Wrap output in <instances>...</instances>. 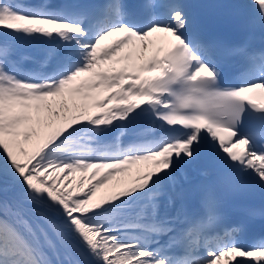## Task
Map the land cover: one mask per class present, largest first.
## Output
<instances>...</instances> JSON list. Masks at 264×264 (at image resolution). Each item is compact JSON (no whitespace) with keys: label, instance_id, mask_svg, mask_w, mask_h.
I'll return each mask as SVG.
<instances>
[{"label":"snow or ice","instance_id":"6c2138e0","mask_svg":"<svg viewBox=\"0 0 264 264\" xmlns=\"http://www.w3.org/2000/svg\"><path fill=\"white\" fill-rule=\"evenodd\" d=\"M207 7L248 38L185 0H0V264H264V0Z\"/></svg>","mask_w":264,"mask_h":264},{"label":"bare ground","instance_id":"6f19581e","mask_svg":"<svg viewBox=\"0 0 264 264\" xmlns=\"http://www.w3.org/2000/svg\"><path fill=\"white\" fill-rule=\"evenodd\" d=\"M44 3H50V2H48V1H46V2H44ZM29 48V49H28ZM23 50V52L25 53V54H28V55H31V56H36L37 55V46H31V47H25V48H23L22 49ZM140 130V129H139ZM138 130V131H139ZM125 174V173H124ZM130 177V176H129ZM115 179L117 180V187L115 188V189H119V188H123V187H127V186H130L131 184V182L130 183H128V181H127V178L125 177H123L121 174L120 175H118V176H116L115 177ZM122 181H124L125 183H123V184H121L122 183ZM112 183V182H111ZM115 189H110V190H108V191H106V192H104L103 190H100V192L98 193V197H100V196H107V195H109L110 194V192L112 191V190H115Z\"/></svg>","mask_w":264,"mask_h":264},{"label":"rangeland","instance_id":"374dc122","mask_svg":"<svg viewBox=\"0 0 264 264\" xmlns=\"http://www.w3.org/2000/svg\"><path fill=\"white\" fill-rule=\"evenodd\" d=\"M139 169H144V168H141L140 167V165H133V166H131V168H130V170L128 171V172H124V173H121V175L125 178H127V181H128V183H132L133 181H134V179L135 178H133V175L135 174V173H137L138 172V170ZM76 176H77V179L79 178V173H77L76 174ZM130 176V177H129ZM112 182V183H111ZM117 180L114 178L112 181H110L109 182V184L106 186V187H104V188H101L100 190H103L104 192H106V191H108V190H110V189H115L116 187H117ZM123 183H125L124 181H122V183L121 184H123ZM130 183V184H131ZM100 190H99V192H100ZM98 192V193H99Z\"/></svg>","mask_w":264,"mask_h":264}]
</instances>
